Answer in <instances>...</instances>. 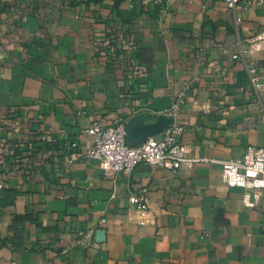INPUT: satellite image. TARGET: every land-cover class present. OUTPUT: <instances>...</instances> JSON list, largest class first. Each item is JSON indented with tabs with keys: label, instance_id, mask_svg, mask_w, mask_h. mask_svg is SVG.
Segmentation results:
<instances>
[{
	"label": "crops",
	"instance_id": "obj_1",
	"mask_svg": "<svg viewBox=\"0 0 264 264\" xmlns=\"http://www.w3.org/2000/svg\"><path fill=\"white\" fill-rule=\"evenodd\" d=\"M260 34L264 0H0V264H264V200L222 181L264 147V52L258 88L235 57ZM182 92L196 162L85 159L94 121L138 146Z\"/></svg>",
	"mask_w": 264,
	"mask_h": 264
},
{
	"label": "built area",
	"instance_id": "obj_2",
	"mask_svg": "<svg viewBox=\"0 0 264 264\" xmlns=\"http://www.w3.org/2000/svg\"><path fill=\"white\" fill-rule=\"evenodd\" d=\"M226 2L230 6L234 5V0H226ZM262 42H264V34H260L250 42L247 48L240 47L239 54L235 56L243 61L250 83L256 88L260 86L256 64L259 54L264 52ZM185 102L186 96L182 92L177 96L172 107L163 113L172 116L174 122L160 136L150 137L138 146H132L127 142V130L124 125L103 126L99 121H94L86 130L92 138V145L86 151L85 159L96 162L105 177H110L111 174L131 175L140 164L179 172L184 165L196 162L187 157L186 147L181 141L184 127L177 121ZM44 139L49 145L55 143L52 137ZM222 181L230 188L258 192L264 200V147L250 146L241 158L224 163ZM147 192L148 189L143 188L139 193L130 194V203L147 210ZM116 198L118 193L114 191L112 199ZM102 223L105 224L106 220L103 219Z\"/></svg>",
	"mask_w": 264,
	"mask_h": 264
},
{
	"label": "water",
	"instance_id": "obj_3",
	"mask_svg": "<svg viewBox=\"0 0 264 264\" xmlns=\"http://www.w3.org/2000/svg\"><path fill=\"white\" fill-rule=\"evenodd\" d=\"M163 117H164V128H163V131H164L170 124H172L174 122V118L172 116H166L164 114H163ZM162 123H163V121H162Z\"/></svg>",
	"mask_w": 264,
	"mask_h": 264
}]
</instances>
